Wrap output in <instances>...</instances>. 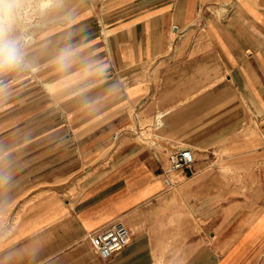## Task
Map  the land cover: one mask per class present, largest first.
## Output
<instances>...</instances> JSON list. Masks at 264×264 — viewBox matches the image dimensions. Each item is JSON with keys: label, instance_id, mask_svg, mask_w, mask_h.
Listing matches in <instances>:
<instances>
[{"label": "crops", "instance_id": "1", "mask_svg": "<svg viewBox=\"0 0 264 264\" xmlns=\"http://www.w3.org/2000/svg\"><path fill=\"white\" fill-rule=\"evenodd\" d=\"M97 14L0 74V264H264V205L223 191L264 186V0ZM179 147L195 161L173 179ZM115 222L130 241L104 260L87 235Z\"/></svg>", "mask_w": 264, "mask_h": 264}, {"label": "rangeland", "instance_id": "2", "mask_svg": "<svg viewBox=\"0 0 264 264\" xmlns=\"http://www.w3.org/2000/svg\"><path fill=\"white\" fill-rule=\"evenodd\" d=\"M8 2V7L13 15V19L12 22L10 24H8L6 21L3 22V29H4V38L8 39V40H12L17 42L18 47L20 49V53H21V61L17 66L14 67H6V66H0V74H3V76L6 78L8 75H10L15 69L20 68L24 65V59L27 58L28 60V54L30 51V47L32 48L33 46H35L36 43V35L39 34L40 31H42L43 29H45L46 27H49L51 25L54 24H60V23H68L72 17H77L82 11L83 12H88V13H98L97 15H99V13H102L103 16V10L105 9V5L108 2V0H56L54 2V4L52 5L53 7H49L45 12H43L42 14H37V13H33L32 15L29 16L28 19H26V16H22V10H24V6L23 7L17 4L16 0H7ZM61 1V2H60ZM16 2V4H15ZM29 2V1H28ZM60 2V3H59ZM10 4V5H9ZM58 4V5H56ZM0 6L2 7V9L4 8V6H2L0 4ZM19 6V8H18ZM0 7V8H1ZM21 7V8H20ZM17 8V9H16ZM12 9V10H11ZM31 10V9H29ZM14 13H13V12ZM32 11V10H31ZM18 12L19 15H18ZM16 17H15V16ZM33 16V17H32ZM19 17V18H18ZM22 17V18H21ZM16 18V19H15ZM15 19V20H14ZM8 25V27H7ZM7 34V36H6ZM32 51V50H31ZM225 172H228V170L224 169ZM184 173L188 174L186 171H182V170H176L174 172H172V178L173 179H178V177L176 176L178 173ZM258 174V173H256ZM171 177V175H170ZM175 182L170 180V182L168 183L169 189L173 190V184ZM238 188V189H237ZM234 188L232 186H225L223 187V191L226 195H228L229 193L235 194L236 193H242L243 194V198L245 199V201H241V205H244V207L246 208L247 206H254V203H252L251 201H249L250 199H258L259 201L255 202V207L258 208L261 205H264V186L263 187H259L257 186H241V187H237ZM262 193V194H261ZM247 197V199H246ZM224 204H229V202H223ZM194 203H192L193 205ZM175 208H181L182 207V203H180L178 200H175L174 202ZM193 208V206H192ZM192 213V212H191ZM193 214V213H192ZM198 222H200V219L192 218V224L195 225L194 229H191V231L193 230H197L198 229ZM180 235V234H179ZM178 234L172 235V239L174 241V247L177 248L179 245H181L182 243H184V236ZM186 239V236H185ZM178 252L177 249L174 250V254L176 255V253Z\"/></svg>", "mask_w": 264, "mask_h": 264}, {"label": "built area", "instance_id": "3", "mask_svg": "<svg viewBox=\"0 0 264 264\" xmlns=\"http://www.w3.org/2000/svg\"><path fill=\"white\" fill-rule=\"evenodd\" d=\"M194 161L195 156L192 149L188 147L173 149L167 156L164 172L168 175L176 170L190 172ZM130 237V229L121 222L96 229L87 235L93 250L104 260L124 248L129 243Z\"/></svg>", "mask_w": 264, "mask_h": 264}, {"label": "bare ground", "instance_id": "4", "mask_svg": "<svg viewBox=\"0 0 264 264\" xmlns=\"http://www.w3.org/2000/svg\"><path fill=\"white\" fill-rule=\"evenodd\" d=\"M17 4L23 7L24 6V10H22V16H26V19L29 18L30 15H32L33 13H37V14H42L43 12H45L50 6L53 7L52 5L54 4V2L56 0H16ZM29 1V2H28ZM58 1V0H57ZM56 1V3H57ZM62 1V0H61ZM60 1V2H61ZM8 1L7 0H0V4L2 6H4V8L2 9V7L0 8V25H2V27H4L3 22L6 21L8 24H10L12 22V19L14 18L11 11H10V7L8 6ZM59 2V3H60ZM16 4V2H15ZM10 5V4H9ZM55 5V4H54ZM58 5V4H56ZM18 6V8H19ZM9 7V8H8ZM21 8V7H20ZM17 9V8H16ZM31 9V10H29ZM12 10V9H11ZM13 12V11H12ZM14 13V12H13ZM20 12H18L19 15ZM15 16V15H14ZM20 16V15H19ZM16 17V16H15ZM33 17V16H32ZM19 18V17H18ZM22 18V17H21ZM16 19V18H15ZM14 19V20H15ZM8 27V25H7ZM5 28V27H4ZM7 36V34H6Z\"/></svg>", "mask_w": 264, "mask_h": 264}, {"label": "clouds", "instance_id": "5", "mask_svg": "<svg viewBox=\"0 0 264 264\" xmlns=\"http://www.w3.org/2000/svg\"><path fill=\"white\" fill-rule=\"evenodd\" d=\"M21 61L17 42L4 38V29L0 25V66L14 67Z\"/></svg>", "mask_w": 264, "mask_h": 264}]
</instances>
